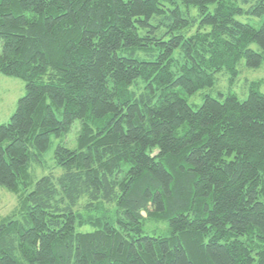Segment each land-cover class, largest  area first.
I'll return each instance as SVG.
<instances>
[{"label": "trees", "instance_id": "obj_1", "mask_svg": "<svg viewBox=\"0 0 264 264\" xmlns=\"http://www.w3.org/2000/svg\"><path fill=\"white\" fill-rule=\"evenodd\" d=\"M242 62H264V0H0V74L25 82L0 264H264V94L185 99Z\"/></svg>", "mask_w": 264, "mask_h": 264}, {"label": "rangeland", "instance_id": "obj_2", "mask_svg": "<svg viewBox=\"0 0 264 264\" xmlns=\"http://www.w3.org/2000/svg\"><path fill=\"white\" fill-rule=\"evenodd\" d=\"M193 14L196 15V12H193ZM240 20L250 23L255 28H258L261 23L260 19L254 18L250 15H244ZM252 48L258 50V47L255 45H252ZM255 84L257 85V90L264 94V62L256 69H248L245 67L244 62H242L237 67L235 74L222 71L217 74L216 81L212 87H205L193 95L185 96V99L187 104L193 110H196L201 106L205 97H211L222 101L224 97L232 94L236 96L239 101H243L247 98L248 92ZM24 95L25 82L23 80L0 74V124H6L10 121L11 116L16 110L18 100ZM76 127L77 123H75L65 137L51 138L50 146L41 159L42 165L34 170V166L36 165L33 162L31 164L30 172L32 173L33 179H38L49 173L58 172L53 159L54 149L60 143L69 146L67 143L72 142ZM15 204V196L0 186V218L9 214ZM83 217L99 218L102 217V214L99 210H94L86 214L84 213ZM113 219L116 220V216ZM154 229L158 230L155 234L152 232ZM164 229H166V223L151 222L147 223L144 227V233L147 235H156L157 233H160L159 231ZM93 230L94 228L90 225L77 227V231L79 232H92Z\"/></svg>", "mask_w": 264, "mask_h": 264}]
</instances>
